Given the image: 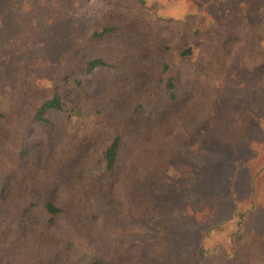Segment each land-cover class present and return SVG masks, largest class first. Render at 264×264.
Segmentation results:
<instances>
[{
    "label": "trees",
    "instance_id": "obj_1",
    "mask_svg": "<svg viewBox=\"0 0 264 264\" xmlns=\"http://www.w3.org/2000/svg\"><path fill=\"white\" fill-rule=\"evenodd\" d=\"M61 1L37 0L35 9L41 31L54 37L49 39L53 78L43 86L29 82L18 127L11 131L16 143L6 146L1 134L8 129L0 128V264H104L107 258L117 264L114 253H104L84 237L101 198L112 213L120 187L147 176L179 139L212 115L216 97L227 90L231 68L264 59V0H232L210 16L194 14L175 41L161 40L162 53L139 62L143 75L138 83L144 82L135 87L131 72L137 64L127 66L130 56L107 43L122 22L89 30L84 22L94 0L64 6ZM107 70L114 77H105ZM9 106L7 101L0 111L4 127ZM247 109L234 105L230 119L217 124L224 132L233 131L244 124ZM221 148L208 153L203 165L205 191L213 187L216 166L226 158L219 155ZM253 181L254 176L252 187ZM92 184L96 196L86 193ZM123 199L124 208L132 205Z\"/></svg>",
    "mask_w": 264,
    "mask_h": 264
},
{
    "label": "rangeland",
    "instance_id": "obj_2",
    "mask_svg": "<svg viewBox=\"0 0 264 264\" xmlns=\"http://www.w3.org/2000/svg\"><path fill=\"white\" fill-rule=\"evenodd\" d=\"M61 2L62 6L75 5L77 0ZM230 2L94 0L84 25L92 30L97 24L122 22L107 43L130 56L127 66L137 64L131 74L134 86L142 87L144 81L138 83V79L143 64L139 62L156 59L162 53L161 40L175 41L194 14L203 11L210 16ZM36 7L37 0H0V84L10 105L6 127L0 117V128L10 131L1 134L6 146L17 141L11 131L18 127L29 82L43 86L54 75L50 59L54 45L49 41L53 35L41 31ZM104 73L107 78L113 76L109 70ZM226 88L216 97L212 115L179 139L168 158L155 162L147 176H137L120 187L119 197L115 194L112 199V213L107 212L105 197L101 198L95 223L84 237L93 239L104 253H114L117 264H264V59L231 68ZM7 101L0 98V111ZM238 104L248 105L242 111L244 124L224 132L217 122L230 119L235 113L232 106ZM223 137L227 141L221 148ZM214 148H224L218 152L226 158L216 166L213 187L205 191L203 165ZM85 189L89 196L98 193L95 184ZM120 195L132 205L124 208ZM200 248L210 250L209 254L201 255ZM112 263L107 258L104 264Z\"/></svg>",
    "mask_w": 264,
    "mask_h": 264
}]
</instances>
